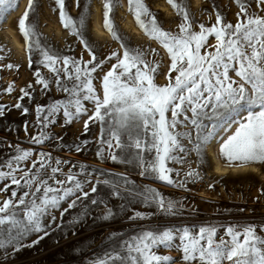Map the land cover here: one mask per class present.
<instances>
[{"label": "snow or ice", "instance_id": "obj_1", "mask_svg": "<svg viewBox=\"0 0 264 264\" xmlns=\"http://www.w3.org/2000/svg\"><path fill=\"white\" fill-rule=\"evenodd\" d=\"M90 2L87 0L84 5V14L73 18L66 10V0H55L60 23L83 45L90 57L87 61L83 57L60 55L41 42L38 22L30 20V14L36 11L35 0H28L18 20V29L29 53V68L33 66V55L38 54L40 58L35 63L51 73V77L46 78L39 70L35 71L36 84L42 85L41 91H50L54 86L66 94V99L36 105L38 131L30 137V144L62 141V137L49 132L61 113L65 125L88 116L84 122L85 132L90 122L101 126L96 151L99 160L133 164L142 178L152 177L178 190L190 191L187 185L202 177L191 167L188 155L195 152L199 157L217 127L246 111V116L235 120L237 127L221 144L220 154L229 165L233 162H239L240 167L264 164V15L250 11L248 0H235L239 7L235 24L227 22L217 10L211 26L195 21L186 5L167 0L182 17L175 33L161 26L145 0H127L128 11L136 24L168 54L170 65L164 85L156 83L162 63L152 58L159 53L155 49L129 47L119 34L114 22L119 0H103V26L120 43L122 54L113 51L105 59L99 58L84 35L85 14L89 12ZM255 2L264 12V0ZM16 4L17 0H0V17ZM80 4L81 0H76L77 7ZM210 37L215 38L214 44L210 43ZM3 59L0 56V61ZM112 60L115 63L102 76L101 96L93 83L94 73ZM6 67L17 66L7 64ZM32 87L29 84L27 89ZM27 89H20V100L33 99ZM13 90V85H9L4 91L10 94ZM84 102L93 105L92 115H88ZM8 107L0 105V117ZM14 107L23 115L29 113V108L19 101ZM29 126L25 121L26 135ZM181 128L189 130L181 131ZM185 141L192 147H187ZM87 145L88 141L84 140L75 144L74 149L79 153ZM70 163L71 167L65 172L63 166ZM171 165L187 168L183 178ZM5 181L8 183L0 189L2 192L16 186L11 197L0 203V252L5 259L24 247L39 244L54 231L71 230L75 234V227L91 216L92 206L103 204L105 207L104 214L96 219L105 222L113 219L119 213L105 200L92 196L98 194L101 185L109 189L111 197L121 201V211L132 210L128 206L137 202L142 207L156 209L152 213L133 211L128 217L130 221L149 220L157 212L175 217L186 210L184 199L171 198L155 188L138 185L126 174L106 173L103 169L90 171L85 164L78 165L53 157L51 152H36L20 145L14 146V154L0 163V183ZM89 184L92 185L90 191H86ZM20 189L23 194L18 197ZM64 203L68 207L61 210ZM77 207L80 211L65 221V214ZM56 211H60L59 224H56ZM221 227L223 235H219ZM260 233H264V225L259 226L258 232V226L252 223L209 224L195 230L189 227L141 228L115 249L92 259L90 264H179L171 255L160 254L161 250L180 252L183 264H264V236ZM31 234H38L37 239L31 244L24 243ZM115 237L113 233L110 239Z\"/></svg>", "mask_w": 264, "mask_h": 264}, {"label": "rangeland", "instance_id": "obj_2", "mask_svg": "<svg viewBox=\"0 0 264 264\" xmlns=\"http://www.w3.org/2000/svg\"><path fill=\"white\" fill-rule=\"evenodd\" d=\"M22 2L23 0H17V4L8 10L3 17H0V48L3 49V51H0V56L4 57L0 61V105L9 106L5 109V115L0 117V163L6 161L10 154H14V146L16 145H20L24 149L32 148L36 152H51L53 157H59L62 160H67L78 165L85 164L89 167L90 171L92 169H103L106 173L112 172L117 175L126 174L138 185L155 188L171 198H182L185 201L186 210L183 215L175 217H167L157 212L149 220L130 221L128 217L133 215V211L152 213L156 212V209L142 207L137 202L128 206L132 210L121 211L119 207L121 201L111 197L109 195V189L101 185L98 186V194H92V196L98 200H105L109 207H112L115 212L119 213L113 219L108 222L96 219L104 214L105 207L103 204L92 206L91 216L75 227V234L71 230L54 231L50 236L41 240L39 244L33 247H24L20 251L15 252L14 255H10L7 259L4 258V253L0 252V264H90L92 259L102 256L110 249H115L117 245L129 238L133 233H137L141 228L147 227H189L195 230L202 225L209 224L226 226L228 224L246 225L252 223L258 226L259 232V226L264 225V164H249L243 166L254 167L256 171L247 170L245 172L229 173L223 176L213 172V165L207 153V147L201 152L199 157H197L195 152H191L187 159L191 167L200 172L202 179L196 183H189L187 188L190 191H185L165 185L152 177L142 178L139 175L140 170L133 164L124 165L114 163L110 159L99 160L96 156V151L99 146L101 126L98 122H90L88 130L85 132L84 122L88 119V116H84L79 121H73V123L65 125L61 113L57 117L56 124L50 126L49 132L55 137H62V141L52 140L46 142L45 145L30 144V137L36 135L38 131L35 127L36 105H46L51 101L66 99V94L57 91L54 86H52L50 91H41L42 85H37L35 82V71L39 70L46 78L51 77V73L46 68L35 63L40 58L38 54L33 55V66L29 68V53L24 38L18 29V20L23 16L28 5L27 0L23 12L18 15V10ZM35 2L36 11L30 14V20L38 22L37 31L41 42L47 47L56 50L60 55L73 56L77 59L83 57L85 61L89 60L90 57L84 50L83 45L60 23L59 9L55 4V0H35ZM86 2L87 0H81L80 7H77L76 0H66V10L73 18H78L84 14L83 8ZM176 2L186 5L187 10L194 20L198 23H204L206 26H211L215 23L217 10L220 11L227 22H231L232 24L237 22L239 7L235 0H199L198 2L194 0H176ZM122 3H125L127 9L123 14L120 13L123 10ZM145 3L165 30L174 33L178 32L182 17L177 14V10L173 9L167 0H145ZM248 3L250 11H256L264 15V12H261V9L257 7L255 0H248ZM98 5H100L99 16L102 29L108 34L110 40L105 38L99 39L93 34L92 18L94 16V10ZM162 6L165 9H162ZM53 9H56V11H53ZM167 13L170 15H167ZM85 15L86 27L84 35L95 52L99 54V58L105 59L113 51L122 54L123 50L120 48V43L114 40L103 26V0H91L89 12ZM126 18L131 19L133 26L139 31L141 36L133 35L123 28ZM114 22L119 34L124 38V42L129 47L149 50L155 49L159 53L158 57H152L153 59H159L162 63L159 69V75L156 78V83L159 85L166 84V73L170 65L168 54L156 41L150 40L136 24L134 16L128 11L127 0H119V6L114 12ZM8 32L13 33L18 39V42L22 44L24 55L18 54L11 47ZM209 40L210 43H215L214 37H210ZM112 63H115V61H108L102 69L94 73L96 78L93 83L101 96L102 76L110 70ZM7 64H13L17 67L8 69L6 67ZM172 75L175 76V73ZM230 75L234 79H238L234 73H230ZM29 84L33 85L31 89H27ZM9 85H13L14 88L10 94L4 91ZM22 88L32 93V100H29L28 97L20 100L22 95L20 89ZM18 101L23 106L29 108L27 115H23L21 110L14 107ZM84 103L89 109L88 115H92L93 105L89 102ZM246 114L247 112L245 111L241 112L238 116L234 115L228 121L223 133L217 135L222 124L215 129L213 136L210 138V143L212 141L215 142L214 151L217 153L220 162L230 166V168H236L237 171H240L241 168L238 166L239 162H233L232 165H229L226 159L220 154V146L229 135L234 133L237 127L235 120L242 119ZM25 121H28L30 125L27 135L24 131ZM205 123L210 124L211 122L205 121ZM180 130L187 131L189 129L181 128ZM84 140L88 141L87 147L79 153L76 152L74 145ZM9 144L13 147H8ZM185 144L189 148L192 147V145L187 144V141H185ZM62 145H68V147L65 148ZM171 166L177 171H180L182 174L181 178H183V172L187 168L181 165ZM63 167L64 171L67 172L71 167V163ZM96 174L98 175V173ZM7 183L8 181L0 183V189H3ZM91 186L89 184L85 190L90 191ZM15 187L13 185L7 192L0 191V203L11 197V192ZM22 194L23 189L18 190V197ZM67 207L68 204L64 203L61 206V210ZM79 211L80 207L69 210L65 214L64 220L68 221ZM54 214L56 216V224H59L60 211H56ZM49 221L50 218L45 223ZM56 224H53L52 227L55 228ZM113 233L116 234V237L110 239ZM37 235H29L24 243L31 244L32 241L37 239ZM39 235H42V233ZM219 235H223V227L220 228ZM260 235L264 236V233H260ZM9 252H11L10 249ZM160 254L171 255L179 264H183L181 253L178 251L161 250Z\"/></svg>", "mask_w": 264, "mask_h": 264}, {"label": "bare ground", "instance_id": "obj_3", "mask_svg": "<svg viewBox=\"0 0 264 264\" xmlns=\"http://www.w3.org/2000/svg\"><path fill=\"white\" fill-rule=\"evenodd\" d=\"M195 2H198L199 0H194ZM27 0H23L20 9L18 10V15L21 14L26 6ZM122 8L123 10L120 11L121 14L124 13L126 9V5L125 3H122ZM162 9H165L164 6H162ZM100 5H98L95 10H94V16L92 18V31L94 36H96L99 39L105 38L110 40V37L108 36V34L106 32L103 31L101 23H100ZM167 15H170L169 13H167ZM125 23L123 24V28L129 32H131L133 35H138L141 36L139 34V31L133 26V23L131 21V19L126 18L125 19ZM8 35L10 36V44L11 47H13L18 54L20 55H24L23 51H22V44L18 42V39L13 35V33L8 32ZM227 127V124H223L220 128V130L218 131L217 135H220L221 133L224 132L225 128ZM215 142L212 141L208 146H207V153L210 156V160L211 163L213 165V172L215 174L218 175H226V174H235L237 172H245V171H256V168L254 167H241L240 171H237L236 168H230V166L224 165L223 163L220 162L217 153H215L214 149H215Z\"/></svg>", "mask_w": 264, "mask_h": 264}]
</instances>
